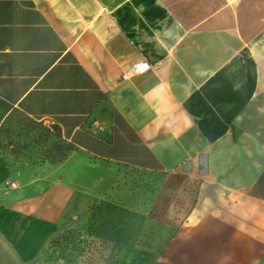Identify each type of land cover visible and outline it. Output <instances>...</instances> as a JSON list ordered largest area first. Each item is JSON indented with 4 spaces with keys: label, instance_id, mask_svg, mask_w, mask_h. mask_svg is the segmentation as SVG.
Wrapping results in <instances>:
<instances>
[{
    "label": "crops",
    "instance_id": "crops-1",
    "mask_svg": "<svg viewBox=\"0 0 264 264\" xmlns=\"http://www.w3.org/2000/svg\"><path fill=\"white\" fill-rule=\"evenodd\" d=\"M0 99L86 159L0 179V264L85 222L100 163L195 182L125 234L133 264H264V0H0Z\"/></svg>",
    "mask_w": 264,
    "mask_h": 264
},
{
    "label": "rangeland",
    "instance_id": "rangeland-1",
    "mask_svg": "<svg viewBox=\"0 0 264 264\" xmlns=\"http://www.w3.org/2000/svg\"><path fill=\"white\" fill-rule=\"evenodd\" d=\"M57 129L0 99V179L30 163L57 165L72 155L85 159ZM99 168L105 180L98 203L85 222L58 226L37 264H133L127 257L125 234L140 219L165 215L167 202L189 201L190 193L182 186L195 185L184 173L108 163Z\"/></svg>",
    "mask_w": 264,
    "mask_h": 264
},
{
    "label": "built area",
    "instance_id": "built-area-1",
    "mask_svg": "<svg viewBox=\"0 0 264 264\" xmlns=\"http://www.w3.org/2000/svg\"><path fill=\"white\" fill-rule=\"evenodd\" d=\"M149 67L148 63L145 60H136L132 62L120 75L121 79H127L135 74H139L147 70ZM100 128V125H97ZM11 187L15 186V182L11 181L9 183Z\"/></svg>",
    "mask_w": 264,
    "mask_h": 264
},
{
    "label": "trees",
    "instance_id": "trees-1",
    "mask_svg": "<svg viewBox=\"0 0 264 264\" xmlns=\"http://www.w3.org/2000/svg\"><path fill=\"white\" fill-rule=\"evenodd\" d=\"M59 132V130L57 129V133Z\"/></svg>",
    "mask_w": 264,
    "mask_h": 264
}]
</instances>
